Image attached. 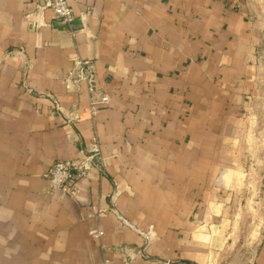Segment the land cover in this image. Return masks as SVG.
<instances>
[{"label": "crops", "instance_id": "obj_1", "mask_svg": "<svg viewBox=\"0 0 264 264\" xmlns=\"http://www.w3.org/2000/svg\"><path fill=\"white\" fill-rule=\"evenodd\" d=\"M238 1L68 0L71 26L46 12L33 28L29 0H0V264H210L221 252L223 174L244 156L242 111L264 63V0ZM74 54L94 62L91 95L109 96L93 115L85 85L65 87ZM93 136L103 165L93 159L74 196L51 190V165ZM249 264H264V223Z\"/></svg>", "mask_w": 264, "mask_h": 264}, {"label": "rangeland", "instance_id": "obj_2", "mask_svg": "<svg viewBox=\"0 0 264 264\" xmlns=\"http://www.w3.org/2000/svg\"><path fill=\"white\" fill-rule=\"evenodd\" d=\"M234 3V7H240L238 0ZM254 65L258 67L255 72L260 74L257 92L246 96L242 111L240 135L244 156L223 174L231 192L226 201L231 219L228 222L230 242L210 257V264H249L264 223V63ZM96 139L99 149L95 157L99 156L102 162L100 142ZM202 224L205 229L210 221Z\"/></svg>", "mask_w": 264, "mask_h": 264}, {"label": "built area", "instance_id": "obj_3", "mask_svg": "<svg viewBox=\"0 0 264 264\" xmlns=\"http://www.w3.org/2000/svg\"><path fill=\"white\" fill-rule=\"evenodd\" d=\"M29 1L32 5V10L27 14L31 16V26L33 28H38L43 23L42 18L46 12H49L52 18L71 26L75 13L68 0ZM70 60L71 65L64 77L65 87L67 89L73 85L79 87L80 83L85 85L90 95L88 112L93 115L100 104L108 102L109 96L104 93L98 97L91 95L95 91V67L92 58L74 54ZM98 149L96 136H93L88 150L82 156L72 160H56L47 171L51 190H59L70 196L79 193L77 180L88 175L91 162ZM91 233L100 237L103 231L92 228ZM104 262H107V260H104Z\"/></svg>", "mask_w": 264, "mask_h": 264}]
</instances>
